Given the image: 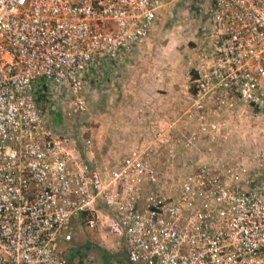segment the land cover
<instances>
[{
  "label": "built area",
  "instance_id": "1",
  "mask_svg": "<svg viewBox=\"0 0 264 264\" xmlns=\"http://www.w3.org/2000/svg\"><path fill=\"white\" fill-rule=\"evenodd\" d=\"M193 5L203 28L183 147L223 138L206 97L218 112L238 103L259 143L245 163L205 144L206 160L167 188L148 148L91 167L38 101L65 87L69 112L85 113L89 72L130 52L161 0H0V264H68L59 243L100 224L120 231L123 264H264V0Z\"/></svg>",
  "mask_w": 264,
  "mask_h": 264
},
{
  "label": "crops",
  "instance_id": "2",
  "mask_svg": "<svg viewBox=\"0 0 264 264\" xmlns=\"http://www.w3.org/2000/svg\"><path fill=\"white\" fill-rule=\"evenodd\" d=\"M197 2L198 0H161V6L155 13L147 35L117 64H101L87 75L83 92L87 107L96 98L98 103L107 97H119L120 103L123 102V104H120V112L117 114L120 116L121 122L117 126L119 133H113L111 147H103L106 143L104 137L99 139L101 150L95 147L91 148V144L86 147L84 142H90V140L80 136L82 134V124H78L79 120L76 118L78 116L69 112L71 95L68 90L65 87L57 88L51 85L44 87L47 98L42 95L38 98V101L43 104L42 108L47 125L55 134L70 137L75 144L78 155L91 167L111 169L130 149L144 148L143 146L146 147L148 144L152 147L149 149L152 150L153 155L158 156L160 145L156 141L162 138L172 143L166 148L168 154L166 160L170 165L174 163L172 169H160L171 175L169 181L163 183L166 184L167 188L173 185L177 175H183L189 169L198 166L201 161L206 160L201 157L205 144L211 147L212 158L217 161L231 160L238 155L240 162L245 163L246 155H242V152H245L246 149L250 150L251 145L249 148L248 146L243 148L242 143L246 139L252 140L255 136L240 134L236 126L232 125L245 121L241 113L242 107L236 102L233 103L230 110L218 112L213 109L210 99L208 97L204 98L203 103L207 106L205 111L220 126V133L223 138L208 141V139L199 136L195 146L193 145L188 149L183 147V141L191 132L195 131L193 115L187 113L188 110H191V105L194 102L191 97L192 80L196 76L195 70L198 67V60L196 67L193 69L194 76L190 79L191 86L188 88L182 87L179 84L181 80L176 77V71L179 68H184V61L179 54L165 53V29H168L165 25L170 21L172 23L175 19V8L173 6L177 5L179 9L180 5V8L186 13L185 7H191L193 10V4ZM202 28V21L198 19L196 22L198 51L201 43L200 29ZM165 62L168 64H165ZM137 99H149L151 103L135 102ZM140 105L143 106L142 112L149 115V117H146V121L152 125L149 131L140 130L138 127H130L132 122L126 123L129 115L127 110L132 108L133 111H136V106ZM155 111L159 114H155ZM134 116L136 117V114ZM138 116L145 117V114ZM153 116L160 118L152 124ZM256 140L255 144L259 143V139ZM151 142H155L157 147H154ZM113 149L117 152V156H114ZM163 165L164 162L161 161V166ZM156 169L158 168L156 167ZM61 247L62 244L59 243V248L63 251ZM64 254L66 255V253ZM67 258L69 257L67 256ZM107 264H111V261Z\"/></svg>",
  "mask_w": 264,
  "mask_h": 264
},
{
  "label": "rangeland",
  "instance_id": "3",
  "mask_svg": "<svg viewBox=\"0 0 264 264\" xmlns=\"http://www.w3.org/2000/svg\"><path fill=\"white\" fill-rule=\"evenodd\" d=\"M173 7L175 8V19L172 23L170 21L165 25L166 28L168 27V29H165V53L172 55L179 54L181 59L184 61V68L177 69L176 77L181 80L179 84L182 87L188 88L191 86L190 79H192L194 76L193 69L197 65V58L200 52V49L198 51L197 47L198 31L196 33V22L198 20L195 18L191 7L186 9V13H184L183 9L180 8V5L179 9L177 5ZM199 46H201V43ZM165 64L168 63L165 62ZM185 75L187 76L185 77ZM128 80L129 79L127 78V81ZM135 102L149 104L151 103V100L137 99ZM120 104H123V102L120 103L119 97H107L100 103L97 102L96 98L91 102V104L88 105L85 113L75 115L78 116L76 117L77 120H79L78 124H82V134H80V136L84 139L90 140L91 148L95 147L96 149L101 150V141H99V139H102V137L105 138L104 142L107 143H104V148L107 146H112L111 141L113 139V133H119L117 126L121 124L119 119L120 116L117 115L120 112ZM136 107V111H133L132 108L127 110L129 115L126 123L132 122L130 123V127H138L140 130L144 129L149 131L150 127L152 126L146 121V117H149V115L142 112L143 106L140 105ZM135 114L136 117L134 116ZM140 114H145V117L138 116ZM155 114L159 113L155 111ZM158 118L160 117H154L152 119V124ZM73 120L75 121L74 118ZM232 125L236 126V129L240 134L244 133L248 136H255L254 138L252 137V140H244L242 143L243 148L244 146H248L249 148L250 145L251 147L253 144L255 145V141L258 139V131L254 129L249 123H247L246 120L234 123ZM163 140H165V138L156 141L158 142L157 144L160 145L158 148L159 155H153L152 158L158 169H172L174 163L170 165L166 160L168 156L166 148H168L170 146L169 144L172 143ZM152 145L157 147L155 142ZM143 147L148 149L152 148L149 146V144L148 146ZM113 153H115L114 156H117V152L114 151V149ZM168 159L171 160L170 158ZM161 161L164 162L163 166H161ZM61 248L63 253H66V255L69 257L68 264H77L78 262L84 261L86 258H91L93 261L102 264H106L109 261H116L117 264L124 263V257L122 253V237L120 231L116 228L112 231H108L105 229V225L102 224L97 225L92 230L85 227H80L79 231L76 234H73L71 241L68 244H62Z\"/></svg>",
  "mask_w": 264,
  "mask_h": 264
}]
</instances>
